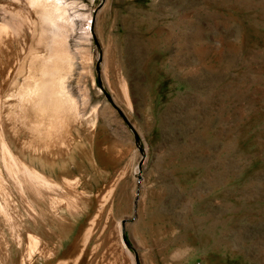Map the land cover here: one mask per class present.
Wrapping results in <instances>:
<instances>
[{"label":"rangeland","instance_id":"1","mask_svg":"<svg viewBox=\"0 0 264 264\" xmlns=\"http://www.w3.org/2000/svg\"><path fill=\"white\" fill-rule=\"evenodd\" d=\"M72 7L68 43L89 52L94 78L77 61L70 90L80 101V77L86 120L73 124L80 139L64 159L26 161L53 179L75 178L87 205L30 227L59 256L96 215L91 264L117 228L132 264H264V0ZM109 186L110 200L99 204Z\"/></svg>","mask_w":264,"mask_h":264},{"label":"bare ground","instance_id":"2","mask_svg":"<svg viewBox=\"0 0 264 264\" xmlns=\"http://www.w3.org/2000/svg\"><path fill=\"white\" fill-rule=\"evenodd\" d=\"M72 5L73 0H0V264H34L37 260L79 264L82 258L91 264L98 247L95 244L86 250L96 215L86 230L80 227L59 256V248L51 249L43 234L30 227L43 225L48 215L60 223L65 213L83 214L87 205L75 178L64 174L53 179L42 166L39 170L26 161L28 157L38 164H51L64 159L80 139L72 133L73 124L86 120L83 110L90 94L80 77L75 80L81 102L70 90L77 61L91 76L92 85L94 78L87 65L89 52H78L68 43L74 30ZM118 87L128 106L124 85ZM85 129L88 138H93V119L86 121ZM111 192L109 186L97 202L106 204ZM118 230L100 254L99 264H132ZM12 248L19 262L12 259Z\"/></svg>","mask_w":264,"mask_h":264},{"label":"water","instance_id":"3","mask_svg":"<svg viewBox=\"0 0 264 264\" xmlns=\"http://www.w3.org/2000/svg\"><path fill=\"white\" fill-rule=\"evenodd\" d=\"M125 119V118H124ZM126 120V119H125ZM123 238V237H122ZM123 242L126 244V241H125V239L123 238ZM127 245V244H126Z\"/></svg>","mask_w":264,"mask_h":264}]
</instances>
